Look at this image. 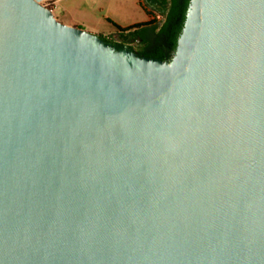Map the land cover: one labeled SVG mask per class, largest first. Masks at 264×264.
Here are the masks:
<instances>
[{
  "label": "water",
  "instance_id": "95a60500",
  "mask_svg": "<svg viewBox=\"0 0 264 264\" xmlns=\"http://www.w3.org/2000/svg\"><path fill=\"white\" fill-rule=\"evenodd\" d=\"M0 0V264H264V0H191L170 61Z\"/></svg>",
  "mask_w": 264,
  "mask_h": 264
},
{
  "label": "flooded vegetation",
  "instance_id": "af4514ba",
  "mask_svg": "<svg viewBox=\"0 0 264 264\" xmlns=\"http://www.w3.org/2000/svg\"><path fill=\"white\" fill-rule=\"evenodd\" d=\"M191 0H137L148 17L130 28L96 33L116 49L138 56L170 61L176 53Z\"/></svg>",
  "mask_w": 264,
  "mask_h": 264
},
{
  "label": "rangeland",
  "instance_id": "374dc122",
  "mask_svg": "<svg viewBox=\"0 0 264 264\" xmlns=\"http://www.w3.org/2000/svg\"><path fill=\"white\" fill-rule=\"evenodd\" d=\"M63 23L72 21L85 30L108 34L145 19L136 0H41Z\"/></svg>",
  "mask_w": 264,
  "mask_h": 264
},
{
  "label": "crops",
  "instance_id": "0c3cea01",
  "mask_svg": "<svg viewBox=\"0 0 264 264\" xmlns=\"http://www.w3.org/2000/svg\"><path fill=\"white\" fill-rule=\"evenodd\" d=\"M57 1H59V0H57ZM137 1V0H136ZM144 15H145V19L148 17V15H147V13L145 12V10H144ZM144 19V20H145ZM66 24H69V25H77V24H75V23H73L72 21H69V22H66Z\"/></svg>",
  "mask_w": 264,
  "mask_h": 264
},
{
  "label": "trees",
  "instance_id": "16d2710c",
  "mask_svg": "<svg viewBox=\"0 0 264 264\" xmlns=\"http://www.w3.org/2000/svg\"><path fill=\"white\" fill-rule=\"evenodd\" d=\"M132 26H134V25H130V26H128L127 28H130V27H132Z\"/></svg>",
  "mask_w": 264,
  "mask_h": 264
}]
</instances>
